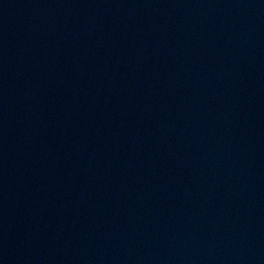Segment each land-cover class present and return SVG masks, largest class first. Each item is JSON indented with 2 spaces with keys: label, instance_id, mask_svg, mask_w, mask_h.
I'll use <instances>...</instances> for the list:
<instances>
[{
  "label": "water",
  "instance_id": "1",
  "mask_svg": "<svg viewBox=\"0 0 264 264\" xmlns=\"http://www.w3.org/2000/svg\"><path fill=\"white\" fill-rule=\"evenodd\" d=\"M0 264H264V0H0Z\"/></svg>",
  "mask_w": 264,
  "mask_h": 264
}]
</instances>
